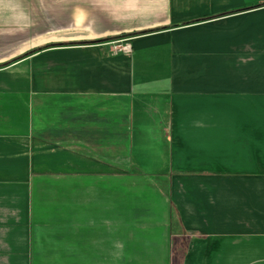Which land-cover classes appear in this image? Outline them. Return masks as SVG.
Here are the masks:
<instances>
[{"label": "crops", "instance_id": "crops-1", "mask_svg": "<svg viewBox=\"0 0 264 264\" xmlns=\"http://www.w3.org/2000/svg\"><path fill=\"white\" fill-rule=\"evenodd\" d=\"M68 4L116 33L23 48L0 0V264H264V0Z\"/></svg>", "mask_w": 264, "mask_h": 264}, {"label": "rangeland", "instance_id": "rangeland-1", "mask_svg": "<svg viewBox=\"0 0 264 264\" xmlns=\"http://www.w3.org/2000/svg\"><path fill=\"white\" fill-rule=\"evenodd\" d=\"M68 1L70 0H23V24L11 25V33L23 35V48H29L31 46L47 43L46 41L41 42L42 39H46L49 42L57 40L67 41L68 37H71L72 40L76 39L77 41L80 39L86 40L102 37L104 34H106V31H109V33H116L112 31L113 29L110 28L111 22L109 20V15L114 14V11L111 8H90L87 9V11L78 10L72 9L70 7L71 5L68 4ZM94 3L95 2H93V5H95ZM88 14H91L92 17L90 18ZM109 22L110 25L108 24ZM102 27H105V29L103 30ZM125 43L127 42L122 39H117L111 40L107 43L99 42L98 44H94L97 45L94 47L102 51L105 55H107V57H110L111 55H114V46H118V44H122L123 46H125ZM129 49L130 48L127 47L126 49L121 48L119 50L116 49L115 51L128 52ZM63 51L66 50L56 52L55 54L45 55L54 56L55 59L60 60L68 59V52ZM48 59L51 60L52 57ZM53 76V73L50 71L49 78L52 79ZM137 139L140 146L139 151H144L143 153H139L138 155H144L148 150L151 153H156L159 150L161 155L160 157H162V138L159 139V143L161 142L160 144L157 143L156 137L146 139V137L140 136ZM123 142L125 150H128L129 152L130 139L124 137ZM157 157H159V153H157ZM128 166L129 165H127L126 167ZM135 166L136 165L133 164L130 167L134 168ZM162 168L165 169L167 167L164 165Z\"/></svg>", "mask_w": 264, "mask_h": 264}, {"label": "trees", "instance_id": "trees-1", "mask_svg": "<svg viewBox=\"0 0 264 264\" xmlns=\"http://www.w3.org/2000/svg\"><path fill=\"white\" fill-rule=\"evenodd\" d=\"M130 35H132V34H129V33H128V34H127V33H121V34H119V35H116V36H108V37L102 38V39H100V40H103V41H104V40H110V39H115V40H117V39H119V38H124V37L130 36ZM50 45H51V44H50ZM47 46H49V45H45V46H39V47L31 48V49L27 50L26 52H24L22 56H25V55H27V54H29V53L35 51V50H39V49H42V48L47 47ZM13 60H15V59H13ZM5 64H7V62H2V63H0V66H3V65H5Z\"/></svg>", "mask_w": 264, "mask_h": 264}, {"label": "built area", "instance_id": "built-area-1", "mask_svg": "<svg viewBox=\"0 0 264 264\" xmlns=\"http://www.w3.org/2000/svg\"><path fill=\"white\" fill-rule=\"evenodd\" d=\"M124 45H125L126 47L123 46L122 44H118V46H114L113 48H114L115 50H116V49L119 50V49H121V48H125V49H126L127 47H129V44H128V43H125Z\"/></svg>", "mask_w": 264, "mask_h": 264}]
</instances>
